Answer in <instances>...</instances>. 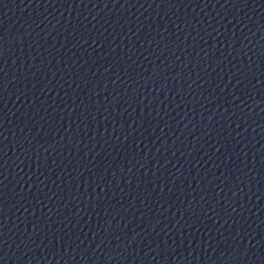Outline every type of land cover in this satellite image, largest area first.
Instances as JSON below:
<instances>
[{
  "label": "water",
  "instance_id": "obj_1",
  "mask_svg": "<svg viewBox=\"0 0 264 264\" xmlns=\"http://www.w3.org/2000/svg\"><path fill=\"white\" fill-rule=\"evenodd\" d=\"M0 264H264V0H0Z\"/></svg>",
  "mask_w": 264,
  "mask_h": 264
}]
</instances>
